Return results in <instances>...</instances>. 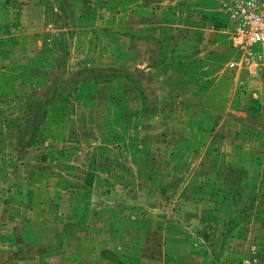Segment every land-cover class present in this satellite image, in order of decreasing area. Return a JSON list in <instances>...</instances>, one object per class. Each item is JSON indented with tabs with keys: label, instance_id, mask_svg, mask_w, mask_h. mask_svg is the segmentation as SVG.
<instances>
[{
	"label": "rangeland",
	"instance_id": "rangeland-1",
	"mask_svg": "<svg viewBox=\"0 0 264 264\" xmlns=\"http://www.w3.org/2000/svg\"><path fill=\"white\" fill-rule=\"evenodd\" d=\"M236 1L0 0V262L264 264Z\"/></svg>",
	"mask_w": 264,
	"mask_h": 264
},
{
	"label": "built area",
	"instance_id": "built-area-1",
	"mask_svg": "<svg viewBox=\"0 0 264 264\" xmlns=\"http://www.w3.org/2000/svg\"><path fill=\"white\" fill-rule=\"evenodd\" d=\"M228 16L242 63L264 66V0H238Z\"/></svg>",
	"mask_w": 264,
	"mask_h": 264
},
{
	"label": "crops",
	"instance_id": "crops-1",
	"mask_svg": "<svg viewBox=\"0 0 264 264\" xmlns=\"http://www.w3.org/2000/svg\"><path fill=\"white\" fill-rule=\"evenodd\" d=\"M10 185L11 186H13V189L12 188H10L12 191H15L17 194H19L17 191H19L18 190V187L20 188V187H22L20 184H16L15 182H11L10 183ZM5 187H7V185L5 184ZM23 187H24V189H26V191H27V187H28V183H26V184H23ZM22 191V190H21ZM24 192V201H28V205L31 207V200H29L30 199V196L28 197L27 196V192L25 191V190H23ZM29 191V190H28ZM13 193V192H12ZM12 193H11V195H12ZM22 198H23V196H21ZM6 205H7V203H6ZM32 220V216H26V219H23V220H21L22 221V223H24V222H26V223H29L30 221ZM6 250H0V256H2L3 258H7L8 256V252H5ZM7 251H10V250H7ZM13 252H16V251H19V252H22L23 250H12ZM34 251H36V253H37V255H39V253H42L43 251H45V250H34ZM44 258H45V255H44ZM5 261V260H4ZM46 261V260H45ZM1 264H7V263H5V262H0ZM34 264H49V263H47V262H44V263H34ZM55 264V263H54Z\"/></svg>",
	"mask_w": 264,
	"mask_h": 264
},
{
	"label": "trees",
	"instance_id": "trees-1",
	"mask_svg": "<svg viewBox=\"0 0 264 264\" xmlns=\"http://www.w3.org/2000/svg\"><path fill=\"white\" fill-rule=\"evenodd\" d=\"M211 27L213 30H221V29L225 28L224 24L222 22H220L219 20H214Z\"/></svg>",
	"mask_w": 264,
	"mask_h": 264
}]
</instances>
